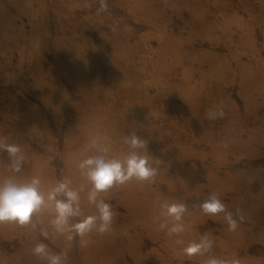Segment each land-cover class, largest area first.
Segmentation results:
<instances>
[{"label": "rangeland", "instance_id": "rangeland-1", "mask_svg": "<svg viewBox=\"0 0 264 264\" xmlns=\"http://www.w3.org/2000/svg\"><path fill=\"white\" fill-rule=\"evenodd\" d=\"M88 2L0 0V141L24 157L16 172L0 149V182L39 178L45 194L67 182L83 212L74 225L98 216L84 158L137 151L157 174L98 194L114 214L103 234L68 240L51 207L0 221V264H48L38 243L62 264H264V0H107L110 15ZM218 108L226 118H206ZM133 134L146 150L124 142ZM213 193L235 231L201 211ZM166 204L187 207L179 235ZM205 237L210 251L185 255Z\"/></svg>", "mask_w": 264, "mask_h": 264}, {"label": "clouds", "instance_id": "clouds-1", "mask_svg": "<svg viewBox=\"0 0 264 264\" xmlns=\"http://www.w3.org/2000/svg\"><path fill=\"white\" fill-rule=\"evenodd\" d=\"M84 7H91L88 0H85ZM97 11L107 15L111 14L107 0H99ZM113 31H115V28ZM205 115L209 120L224 119L227 116L223 108L208 111ZM124 142L133 150H146L148 147L147 142L135 134L125 137ZM0 149L5 150L13 158L12 168L14 171L19 172L21 163L24 160L23 156L18 155L20 148L0 141ZM106 151V149H101V154L84 158L80 163V168L91 184L88 200L90 203L96 204L98 216H84L79 223L70 225V218L83 216V212L79 207V193L70 188L67 182L59 183L45 194L39 187V178H33L26 183H17L9 178L0 182V221H15L21 225L28 224L33 213H39L42 209L51 207L54 216L50 224L56 233L61 235L68 233V240L72 239V232L84 236L93 230L101 234L111 231L114 215L111 205L102 200L98 201V194L111 188L114 184H124L133 178L140 181H151L156 176L157 169L152 166L147 156L141 155L137 151H132L125 160L108 159L103 154ZM60 194H63L66 199H58L57 197ZM199 207L206 215L224 213L229 231H235L238 228V221L233 218V213L226 209L225 203L218 194L209 195L200 203ZM163 209L165 216L178 222L168 229V235L182 233L184 226L179 222L182 221V217L187 211L186 205L166 204ZM97 221H99V224ZM161 227L166 226L161 225ZM41 234L48 235L47 231L43 229ZM176 242L178 244L183 243L180 240ZM211 248V242L205 237L198 243H189L183 251L187 256H196L210 251ZM32 251L41 259H46L48 264H62V257L60 255H50L47 246L43 243L36 244ZM208 264H229V261L213 258L208 261ZM231 264H240V261L238 259L233 260Z\"/></svg>", "mask_w": 264, "mask_h": 264}]
</instances>
